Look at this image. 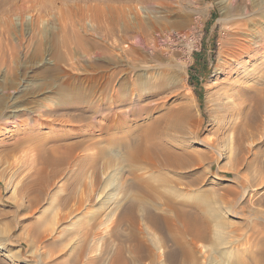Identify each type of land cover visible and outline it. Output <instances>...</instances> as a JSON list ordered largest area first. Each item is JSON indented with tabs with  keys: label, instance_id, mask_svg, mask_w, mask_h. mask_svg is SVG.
<instances>
[{
	"label": "rangeland",
	"instance_id": "1",
	"mask_svg": "<svg viewBox=\"0 0 264 264\" xmlns=\"http://www.w3.org/2000/svg\"><path fill=\"white\" fill-rule=\"evenodd\" d=\"M236 21L260 40L264 0H0L4 250L29 264H201L229 225L247 231L245 208L264 211V55L237 121L247 138L223 137L215 93ZM180 155L190 165L167 166ZM185 219L210 229L196 249Z\"/></svg>",
	"mask_w": 264,
	"mask_h": 264
},
{
	"label": "bare ground",
	"instance_id": "2",
	"mask_svg": "<svg viewBox=\"0 0 264 264\" xmlns=\"http://www.w3.org/2000/svg\"><path fill=\"white\" fill-rule=\"evenodd\" d=\"M239 7L240 6H238L239 10L237 9L238 11H240ZM246 33L247 31L245 30V24L243 25V23L236 21L230 33L231 39L228 40V43L223 50L224 62L221 68V73L223 76L215 93V101L220 114L219 117L221 122L222 135L224 137L227 133L233 131L234 136L238 140H242L246 137V128L237 121L242 118V114L245 109L244 107L251 98L249 95V91L251 89L249 88V85L251 82H253L254 74L259 70L257 63L260 61V57L264 55V36L257 42L251 43L250 41L245 39L244 35ZM183 73L184 69L181 70V74ZM143 86L145 88L143 90V93L148 96V83L146 81L143 82ZM146 95H144L143 97L146 98ZM151 102L152 101H150V103ZM256 109L261 111L262 109H264V102H262V100L257 101ZM150 113L151 110L147 104L145 105V108L142 109V114L144 116H149ZM193 114L194 101L192 98H187L185 99V103L182 106L181 112L179 113L180 118H188ZM177 128L181 130V127L179 125L177 126ZM226 137L228 138V135ZM227 138L225 139L226 141L229 140ZM200 143H198V145ZM153 148L156 149L155 147ZM157 148L160 150L162 149V146L159 145ZM165 152L169 153V151ZM69 153L72 154V151H70ZM190 160L192 159H190L189 156L183 157L182 155H180L178 158L175 157L174 160H169V163L167 162V166L177 164L176 166L181 168L182 165H190ZM32 202L34 203V201ZM245 209L250 211L252 216H257V220H255V217L251 218L252 220L250 221H252V224L250 222L249 225H247V231H241V229L238 228L236 226L237 224L235 223L229 225L230 229H228L230 231L226 229L225 236H223V234L221 233L220 236L222 237H218L217 239L216 236L217 240L215 241V243L213 241L214 251L211 252L213 254H210V256L207 257L206 253H210V251H205V255H202V257H205L202 258L204 260H202L201 264H264V211L259 208L254 209L250 205ZM259 217L262 219H260ZM196 224L197 225L192 224L191 222L187 221V219H185L183 223L184 235L191 237V241L188 246L191 245V247L195 249L199 242L206 241L208 239L210 232V229L205 224ZM218 230L219 229H217V231ZM203 247V249L206 250V247ZM5 248L7 249L6 245L0 244V252L3 251V253L1 252L3 254L2 257L5 259L10 258V260H12V264H29L28 261L22 260V258L18 257L17 253L9 249L4 250ZM189 250L187 249L184 251L188 259L189 257L192 258L191 256H193V251L190 252ZM200 252L203 253V251Z\"/></svg>",
	"mask_w": 264,
	"mask_h": 264
}]
</instances>
